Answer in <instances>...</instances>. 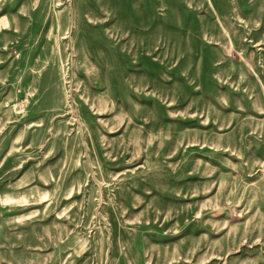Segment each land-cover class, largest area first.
Here are the masks:
<instances>
[{
    "label": "rangeland",
    "instance_id": "rangeland-1",
    "mask_svg": "<svg viewBox=\"0 0 264 264\" xmlns=\"http://www.w3.org/2000/svg\"><path fill=\"white\" fill-rule=\"evenodd\" d=\"M8 3L0 264H264V0Z\"/></svg>",
    "mask_w": 264,
    "mask_h": 264
},
{
    "label": "crops",
    "instance_id": "crops-1",
    "mask_svg": "<svg viewBox=\"0 0 264 264\" xmlns=\"http://www.w3.org/2000/svg\"><path fill=\"white\" fill-rule=\"evenodd\" d=\"M7 1L10 2V3H8V5H9V4L12 5V4L15 3V0H7ZM13 7H14V6H13ZM14 10H15V9L11 7L10 9H7L6 11H8V12H10V11H11V12H14Z\"/></svg>",
    "mask_w": 264,
    "mask_h": 264
}]
</instances>
